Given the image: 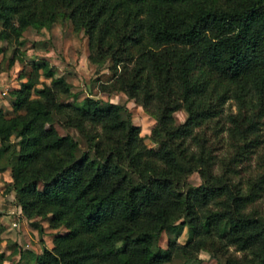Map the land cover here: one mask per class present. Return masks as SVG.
<instances>
[{
	"label": "trees",
	"instance_id": "16d2710c",
	"mask_svg": "<svg viewBox=\"0 0 264 264\" xmlns=\"http://www.w3.org/2000/svg\"><path fill=\"white\" fill-rule=\"evenodd\" d=\"M64 17L85 32L89 60L110 57L112 78L100 87L122 90L154 117L156 144L142 141L123 102L58 99L68 86L62 75L38 85L27 74L12 86L11 112L0 107V168L9 165L23 215L64 227L34 264H160L172 256L186 264L200 249L222 254L220 264H264V210L248 205L264 171L243 187L228 163L213 170L210 149L192 132L230 98L236 110L225 115L226 129L236 146L259 141L247 133L264 124V0H0V39L19 42L26 25ZM178 106L187 114L174 122ZM55 113L99 130L85 132L81 148L58 132ZM192 170L196 183L186 179ZM176 223L186 226L183 241L160 245V231ZM3 258L0 249V264H14Z\"/></svg>",
	"mask_w": 264,
	"mask_h": 264
},
{
	"label": "rangeland",
	"instance_id": "374dc122",
	"mask_svg": "<svg viewBox=\"0 0 264 264\" xmlns=\"http://www.w3.org/2000/svg\"><path fill=\"white\" fill-rule=\"evenodd\" d=\"M19 38V42L0 39L2 46L0 85L6 88V91L0 95V107L6 113L11 112L10 99L15 96L10 88L18 85L19 80L24 79L25 75L30 74L38 85L40 81L48 82L50 76L62 75L68 82V86L56 92L58 99L68 100L72 97L80 98L84 94H91L103 99L123 102L129 109L131 120L139 125L138 134L142 141L147 145L156 144L149 137L150 127L155 122L154 117L122 90L111 87L108 83L107 88L100 87L99 82H108L112 78L109 66L111 59L105 56L101 61L89 60L86 34L81 28L74 29L69 18H57L46 26L35 27L28 24L21 30ZM12 52L15 54L13 59H11ZM235 110L234 102L226 98L221 103L220 110L215 115L193 125L192 132L201 137L205 148L210 149L213 170L220 171L228 163L231 168L229 170L231 178L243 187H247L250 179L264 171V124L256 123L255 130L247 133V136H255L259 141L252 147L247 145L239 149L234 137L226 129L229 121L225 115ZM186 114L187 111L183 106L176 107L172 110L173 121H182ZM53 124L58 132H67L77 138L81 148L87 146L85 132L99 130L98 124L89 122H85L83 129L80 130L64 123L59 113L54 114ZM10 138L15 143L14 148H17L18 136L11 133ZM189 145L197 148L196 143L191 141ZM15 154L14 149L9 157L10 162L14 161ZM0 162H4V158H1ZM186 179L190 183H196L200 178L198 173L192 170ZM9 180V165L6 164L0 168V215L4 223V229L0 231V249L4 253L3 261L14 264H34V256L40 253L42 245L47 246L51 243V233L46 237L41 236V233L60 231L64 227L58 225L54 229H48L45 225L48 230L45 231L41 225L45 219L38 215L31 217V220H23L20 224L17 221L16 224L8 227L9 219L15 220V215L18 214L17 216L20 217L21 213L14 200V191L10 188ZM248 205L264 210V188L260 195ZM201 221L204 224V220ZM185 236L186 226L176 223V226L172 228L161 230L157 242L164 245L167 238L183 241ZM20 251L24 252V255H20ZM223 259L222 254L217 253L211 256L206 250L200 249L196 257L186 259V264H220ZM178 262L179 258L172 256L160 264H178Z\"/></svg>",
	"mask_w": 264,
	"mask_h": 264
},
{
	"label": "crops",
	"instance_id": "0c3cea01",
	"mask_svg": "<svg viewBox=\"0 0 264 264\" xmlns=\"http://www.w3.org/2000/svg\"><path fill=\"white\" fill-rule=\"evenodd\" d=\"M1 86V85H0ZM16 86V85H15ZM4 87V86H3ZM5 88V87H4ZM5 91H6V89H5ZM0 95H2V94H0ZM19 209V208H18ZM18 214H16L15 216H16V218H15V220H13V219H9V222H8V227H10V225H14V224H16L15 222H17V221H19V224L21 223V222H23V220L25 221V220H27V219H32L31 217H26L25 215H23L22 213H20V217H18L17 216ZM9 217V216H8ZM18 217V218H17ZM34 217V216H33ZM0 222L2 223V228H3V220H2V215H0ZM42 226H43V229L45 230V231H48L47 229H46V227H45V225H47L46 224V220H44L43 221V223L41 224ZM48 226V225H47ZM23 227H24V225H23ZM38 228H40V226L38 225ZM4 229V228H3ZM2 229V230H3ZM33 229H35V227H33ZM48 229H54V227H50V226H48ZM38 230V229H37ZM36 233H38V231L36 232ZM49 233H51V235H52V232H42L41 233V236H43V237H46V236H48V234ZM51 243H48L47 244V246H49Z\"/></svg>",
	"mask_w": 264,
	"mask_h": 264
},
{
	"label": "built area",
	"instance_id": "2783aa9c",
	"mask_svg": "<svg viewBox=\"0 0 264 264\" xmlns=\"http://www.w3.org/2000/svg\"><path fill=\"white\" fill-rule=\"evenodd\" d=\"M5 89L3 86H0V94L4 93L5 92Z\"/></svg>",
	"mask_w": 264,
	"mask_h": 264
}]
</instances>
